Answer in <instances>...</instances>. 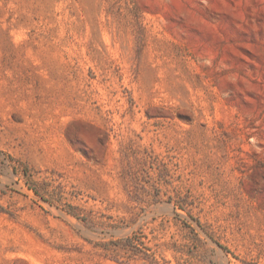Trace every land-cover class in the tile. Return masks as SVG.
<instances>
[{"label": "rangeland", "instance_id": "obj_1", "mask_svg": "<svg viewBox=\"0 0 264 264\" xmlns=\"http://www.w3.org/2000/svg\"><path fill=\"white\" fill-rule=\"evenodd\" d=\"M0 151V264H264V0H0Z\"/></svg>", "mask_w": 264, "mask_h": 264}, {"label": "trees", "instance_id": "obj_2", "mask_svg": "<svg viewBox=\"0 0 264 264\" xmlns=\"http://www.w3.org/2000/svg\"><path fill=\"white\" fill-rule=\"evenodd\" d=\"M2 154V151H0V155ZM8 157H10V160H12L13 158L11 157V156H8ZM32 188L35 190V192L36 193H38L39 194V191L36 189V188H34V186H32ZM4 208L2 207V206H0V210H3ZM72 214H74V215H79V213H77V212H71Z\"/></svg>", "mask_w": 264, "mask_h": 264}]
</instances>
